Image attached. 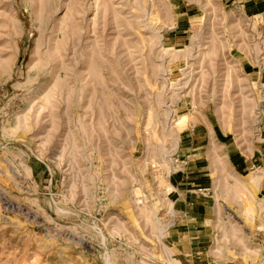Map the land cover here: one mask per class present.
<instances>
[{
  "label": "rangeland",
  "instance_id": "obj_1",
  "mask_svg": "<svg viewBox=\"0 0 264 264\" xmlns=\"http://www.w3.org/2000/svg\"><path fill=\"white\" fill-rule=\"evenodd\" d=\"M261 57L264 6L239 0H0V264H181L180 136L204 114L255 136ZM222 169L224 259L264 264V205Z\"/></svg>",
  "mask_w": 264,
  "mask_h": 264
},
{
  "label": "crops",
  "instance_id": "obj_2",
  "mask_svg": "<svg viewBox=\"0 0 264 264\" xmlns=\"http://www.w3.org/2000/svg\"><path fill=\"white\" fill-rule=\"evenodd\" d=\"M239 1L264 6V0ZM184 18V24L191 19ZM185 30L183 26L178 34L173 33L178 41L185 38ZM243 67L248 79L264 88V57L259 61L244 58ZM210 116L204 114L198 122L189 121L180 136V163L169 180V196L177 216L169 236L181 264H245L243 259L225 260L228 248L218 243V198H228L225 190L229 185L224 181L222 162L240 181L233 190H241V178L249 177L247 182L253 183L260 204L264 205V118L255 136L246 137L228 131L224 125L211 121Z\"/></svg>",
  "mask_w": 264,
  "mask_h": 264
},
{
  "label": "built area",
  "instance_id": "obj_3",
  "mask_svg": "<svg viewBox=\"0 0 264 264\" xmlns=\"http://www.w3.org/2000/svg\"><path fill=\"white\" fill-rule=\"evenodd\" d=\"M174 160H175V164H177V163H180V158L179 157H177V158H174ZM181 163H187V161L186 160H181ZM140 203H142V200L140 201ZM262 248H263V250H264V240L262 241Z\"/></svg>",
  "mask_w": 264,
  "mask_h": 264
}]
</instances>
